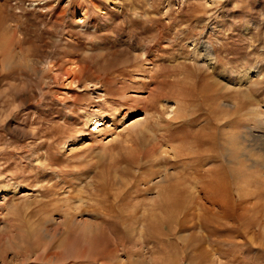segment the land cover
I'll use <instances>...</instances> for the list:
<instances>
[{"label": "rangeland", "instance_id": "374dc122", "mask_svg": "<svg viewBox=\"0 0 264 264\" xmlns=\"http://www.w3.org/2000/svg\"><path fill=\"white\" fill-rule=\"evenodd\" d=\"M261 122L264 0H0V264H264ZM198 167L216 237L164 206Z\"/></svg>", "mask_w": 264, "mask_h": 264}, {"label": "bare ground", "instance_id": "6f19581e", "mask_svg": "<svg viewBox=\"0 0 264 264\" xmlns=\"http://www.w3.org/2000/svg\"><path fill=\"white\" fill-rule=\"evenodd\" d=\"M204 49H205L206 55L210 58H213L211 49L209 47H205ZM210 58H208V59H210ZM73 73H74V75L70 79V83H71V85H74V84L78 85L79 81H78L76 72H73ZM245 79H246V82L248 84V82L251 78L249 76L246 78H241V82L242 81L244 82ZM261 129L264 130V123H262V122H261L260 130ZM209 139H211V138H209ZM197 142L200 143V145H202L201 143H206L207 141L205 139H197ZM205 152H207V151H205ZM210 153H212V152H210ZM205 155H206V153H205ZM207 156L212 157L214 155H207ZM207 156L198 157L195 155L192 158H190L192 160V163L190 161L189 162L192 166H193V164H195L196 167L199 166L201 163L202 164L207 163V165H209V164H211L212 161L210 158L209 159L204 158ZM199 158H201V159L204 158V159H202L204 161L199 160ZM205 159H208V160H205ZM200 161H202V162H200ZM194 170H195L194 173L196 174L195 179L198 180L195 187L193 189L188 187L187 184H189L191 182L186 183V180H184V179H183V181L181 180V184L178 183L177 185L172 186V189H171V191L173 192L172 196L170 198H166L163 200V202H165L164 206L167 210H176L179 212H186V211L190 210V208L193 207V205H191L189 202L190 200H192L194 203L197 204V206L200 208L201 211L205 212L204 214L206 215V217L201 216L202 218L200 217L201 220L200 219L199 220H200L202 227L209 230L211 237H213V236L216 237L218 234H220L223 230V227L226 226V223L229 224V222H231V223L232 222H240V221L248 218V213L251 211V209H249L248 205L246 204L247 198L240 192L239 189H238V191H239L238 192V199L236 196H233V194L231 193L229 181H228V178H227V175L225 172H220L221 171L220 168L219 169L218 168L217 169L216 168L207 169L205 171H202L200 169V167H198ZM180 185L181 186L183 185L186 188V190L183 189L184 187L180 188ZM178 187H179V189H177ZM189 188H190V191H189ZM189 192L191 193V195L189 194ZM185 248H186V251L190 250L189 249L190 247L188 245H186Z\"/></svg>", "mask_w": 264, "mask_h": 264}]
</instances>
